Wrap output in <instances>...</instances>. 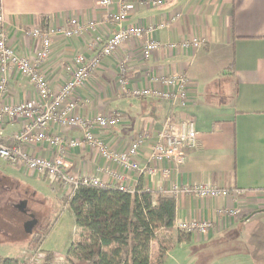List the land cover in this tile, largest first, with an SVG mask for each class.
Instances as JSON below:
<instances>
[{
  "label": "crops",
  "instance_id": "obj_1",
  "mask_svg": "<svg viewBox=\"0 0 264 264\" xmlns=\"http://www.w3.org/2000/svg\"><path fill=\"white\" fill-rule=\"evenodd\" d=\"M1 2L9 43L23 57L33 59L41 48V40L28 36V30H72L71 21L84 27L81 35H55L51 39L49 56L40 69L53 94L71 76L73 58L78 54L92 58L101 42L113 32L107 15L115 12L116 6L104 10L98 6V0ZM173 17L175 20L170 22ZM167 22L163 30L141 41L125 43L114 55L103 59L70 97L77 105L75 115L79 117L121 114L114 128L93 130L95 137L111 149L123 151L131 141L148 136L141 147L139 165L144 170L150 167L152 176L108 164L86 146L69 151L42 143L24 146L23 152L44 159L62 157L67 164L65 172L72 178H100L103 186L112 189L140 188L151 192L154 202L160 195L170 197L174 185L208 184L225 189L226 198H175L174 222L208 221L212 228L205 235H184L173 226L166 233L170 247L162 264H264V0H165L159 8L137 5L127 24L148 28ZM89 23L93 24L90 29L86 28ZM146 39L176 47H162L143 61L140 50ZM185 39L198 40L200 47L182 50L179 43ZM175 73L185 75L191 83L190 102L185 106L171 110L164 101L130 96L135 88L160 90L161 86L152 78ZM120 80L126 85L121 86ZM5 100L41 103L29 82L16 74L8 82ZM171 111L174 131L180 120L194 122L198 146L187 152L184 163L178 167L167 162L147 164L149 147ZM23 125L17 119L7 121L3 137L8 144H13L12 137ZM48 134L67 140L81 138L80 131L56 125L50 126ZM6 166L7 170L0 166V177L10 181L11 198L18 188L38 196L39 191L44 192V185L57 200L70 192L60 183L33 174L23 166ZM104 169L121 180L101 174ZM75 235L70 244L77 239L76 226ZM179 236H184V241L179 242ZM70 244L63 255H58L43 248L41 240L34 252L42 259L60 261L65 259ZM8 247L12 246L0 241L1 260L17 261L28 256L26 250L13 251Z\"/></svg>",
  "mask_w": 264,
  "mask_h": 264
},
{
  "label": "built area",
  "instance_id": "obj_2",
  "mask_svg": "<svg viewBox=\"0 0 264 264\" xmlns=\"http://www.w3.org/2000/svg\"><path fill=\"white\" fill-rule=\"evenodd\" d=\"M165 0H98V6L104 10H110L116 6V11L107 15L110 24L113 26L112 34L101 42L100 48L92 58L83 54H78L73 58V71L69 79L53 94L48 81L43 75L40 66L49 56L51 49V39L55 35H62L65 38H72L81 35L84 27L75 21L70 22L72 30L62 29L60 31H49L42 33L38 29L28 30L27 35L40 39L41 48L35 57H23L10 45L7 33V23L0 0V161L9 166L20 165L33 174L54 180L64 188L70 190V197L73 196L79 187H105L100 178L81 177L72 178L65 172L67 164L62 157L44 159L41 157H29L23 152V147L27 145H40L48 143L51 146L67 148L73 151L82 146H86L98 153V155L108 164L132 172H147L153 175V170L148 167L145 170L140 168L141 147L148 140L146 138H136L123 151L111 149L107 144L99 140L93 134V130H109L114 128L121 119L118 112L110 115H97L93 118H82L75 115L77 105L70 100L71 95L80 89L88 77L101 65V61L114 55L125 43L131 41H141L142 38L156 31L167 27L166 23H160L154 27H142L127 24L129 14L135 10L137 5L150 8H159L164 5ZM175 17L170 19L174 21ZM93 27L92 23L86 28ZM182 50L198 49L200 42L196 39H185L179 43ZM162 47L173 50L175 44L162 46L159 42L146 39L141 46L140 57L143 61H148L151 56ZM13 74L25 78L35 90L41 103L33 104L28 102L9 103L5 100L8 82ZM158 83L161 89L135 88L130 91V96L138 99H152L166 102L171 110L178 106H185L190 102L189 90L191 83L183 74H169L162 78H152ZM119 84L125 86L126 82L120 80ZM172 111L167 116L163 128L156 135L155 141L151 143L147 155V164L167 162L174 167L182 165L186 159L187 152L197 148V132L192 120H180L176 123V131ZM17 119L24 123L21 131L13 137V144H8L3 137V127L7 121ZM51 125H56L65 130H77L81 133L80 139H63L61 137L50 136L48 130ZM101 174L110 175L114 180H121L114 177L107 169ZM118 190L133 194L123 186ZM171 197L174 199L183 196H194L199 199L226 198L228 192L225 189L199 184L193 186H177L171 189ZM234 213H229L233 215ZM175 230L184 235L199 233L207 234L212 223L208 221H184L177 220L173 224ZM1 264V258H0ZM18 264H69L65 261H47L42 259L38 253L29 256L28 259L18 262Z\"/></svg>",
  "mask_w": 264,
  "mask_h": 264
},
{
  "label": "trees",
  "instance_id": "obj_3",
  "mask_svg": "<svg viewBox=\"0 0 264 264\" xmlns=\"http://www.w3.org/2000/svg\"><path fill=\"white\" fill-rule=\"evenodd\" d=\"M66 203L78 230L66 253L69 264H162L170 247L166 233L175 220L173 197L160 195L154 202L152 193L140 188L130 194L107 187H79ZM1 264L18 261L4 259Z\"/></svg>",
  "mask_w": 264,
  "mask_h": 264
},
{
  "label": "rangeland",
  "instance_id": "obj_4",
  "mask_svg": "<svg viewBox=\"0 0 264 264\" xmlns=\"http://www.w3.org/2000/svg\"><path fill=\"white\" fill-rule=\"evenodd\" d=\"M215 85H218V80ZM6 165L0 161L2 169L7 170ZM42 189L44 192L39 191L40 194L35 196L31 194V191L27 193L25 189L18 188L11 198L10 181L0 180V241L12 246L7 249L26 250L28 256H23L17 260L18 262L33 255L41 240L43 248L63 255L71 239L76 236L73 214L66 203L70 194L62 200H57L45 185ZM46 197L49 198L46 199ZM20 205L23 210L19 207ZM33 220L36 225L31 233H27L25 224ZM46 225L47 230H43ZM60 261L67 262L66 258Z\"/></svg>",
  "mask_w": 264,
  "mask_h": 264
},
{
  "label": "water",
  "instance_id": "obj_5",
  "mask_svg": "<svg viewBox=\"0 0 264 264\" xmlns=\"http://www.w3.org/2000/svg\"><path fill=\"white\" fill-rule=\"evenodd\" d=\"M23 203H25V202H23ZM23 205H24V204H23ZM20 208H21V210H23L22 205H20ZM35 225H36L35 220L26 222V224H25V230H26V232H27V233H31V231H32V229H33V227H34Z\"/></svg>",
  "mask_w": 264,
  "mask_h": 264
},
{
  "label": "flooded vegetation",
  "instance_id": "obj_6",
  "mask_svg": "<svg viewBox=\"0 0 264 264\" xmlns=\"http://www.w3.org/2000/svg\"><path fill=\"white\" fill-rule=\"evenodd\" d=\"M20 207V206H19Z\"/></svg>",
  "mask_w": 264,
  "mask_h": 264
}]
</instances>
